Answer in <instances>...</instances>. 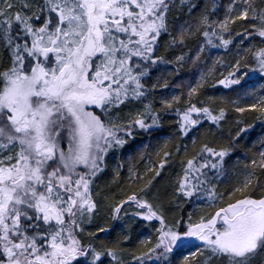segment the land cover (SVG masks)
<instances>
[{
	"label": "snow or ice",
	"instance_id": "obj_1",
	"mask_svg": "<svg viewBox=\"0 0 264 264\" xmlns=\"http://www.w3.org/2000/svg\"><path fill=\"white\" fill-rule=\"evenodd\" d=\"M0 264H264V0H0Z\"/></svg>",
	"mask_w": 264,
	"mask_h": 264
},
{
	"label": "trees",
	"instance_id": "obj_2",
	"mask_svg": "<svg viewBox=\"0 0 264 264\" xmlns=\"http://www.w3.org/2000/svg\"><path fill=\"white\" fill-rule=\"evenodd\" d=\"M213 53H214V54H219V55H221V56L225 55V54L223 53V50H213ZM217 67H219V66H217ZM194 72H195V69H194L191 65H189V66H187L186 68H184V69L181 70V76L184 77L185 79H191V78L193 77V73H194ZM216 77H217V79L220 78L218 73L216 74ZM197 78H198V77H197ZM209 82L211 83V80H210ZM207 91H208L209 93H212V94H215V95H220L224 90H223L222 86L217 85L216 88H211V87H209V88L207 89ZM257 131H258V129H257ZM165 134H167V126H166V128H165ZM256 134H257L256 132L251 133V135H252L253 137H254ZM152 145H153V148H155V147L158 146L157 143H156V141H153V142H152ZM151 150H152V149H149V151H151ZM142 163H143V162H140V164H142ZM141 171H143V168H142V167H141ZM146 178H147V177H145V179H146ZM110 179H111V173H109V174L105 177V180H110ZM122 181H123L122 186L124 187L125 191H128L129 189H128V186H127V185H128V181H127L126 173L122 174ZM142 183H143V182H141V184H142ZM103 184H104V181H101V187H103ZM113 187H115V186L113 185ZM186 210H191L190 206H186ZM143 232H144L145 235H151V233L149 232L148 229H143Z\"/></svg>",
	"mask_w": 264,
	"mask_h": 264
}]
</instances>
